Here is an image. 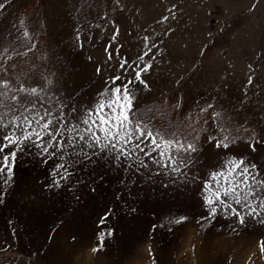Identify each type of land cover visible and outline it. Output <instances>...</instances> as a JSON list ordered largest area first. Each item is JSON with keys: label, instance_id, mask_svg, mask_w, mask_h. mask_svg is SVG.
<instances>
[{"label": "rangeland", "instance_id": "rangeland-1", "mask_svg": "<svg viewBox=\"0 0 264 264\" xmlns=\"http://www.w3.org/2000/svg\"><path fill=\"white\" fill-rule=\"evenodd\" d=\"M0 4V80L10 82L9 96L35 100L37 108L63 105L76 120L117 74L116 49L135 60L148 37L151 68L142 75L146 86L134 85L133 111L167 104L180 124L173 134L197 147L183 154L191 163L182 177L146 157L148 167L137 170L104 157L61 161L58 154L45 163L35 148L20 155L0 204V264H264L259 218L243 225L220 214L201 219L208 216L202 181L224 157L243 156L264 177V0ZM21 85L42 89V101L20 93ZM226 134L236 137L228 149L209 139ZM61 162L70 175L48 188ZM105 214L103 229L112 235L99 247Z\"/></svg>", "mask_w": 264, "mask_h": 264}, {"label": "snow or ice", "instance_id": "snow-or-ice-1", "mask_svg": "<svg viewBox=\"0 0 264 264\" xmlns=\"http://www.w3.org/2000/svg\"><path fill=\"white\" fill-rule=\"evenodd\" d=\"M3 7L0 4V9ZM23 35L29 37L27 31ZM143 39L145 50L135 60L129 61L127 57L120 56V49H116L115 56L119 60L117 74L106 81L105 88L97 94L93 105L85 109L76 120L66 118L63 105L45 107L42 102L40 108H37L35 100L22 101L19 95L9 96V91H13L10 82L0 80V204L4 202L7 187L14 182V170L19 156L31 153L33 148L37 149L36 155L45 158V163L58 154L61 161L66 156L79 157L89 162H92L93 157H104L121 163L127 161L129 167L135 165L139 170L148 167L144 159L146 157L165 174L170 172L178 177L185 175L182 169L191 161L186 162L183 154L195 153L196 145L155 128L148 118L133 111L136 98L134 85L145 84L142 75L151 68L150 61L145 58L149 57L155 47H149L148 37ZM77 40H80L79 35ZM110 48L111 44L105 49L109 61L113 59ZM2 67L3 64H0ZM42 91L35 87L25 88L23 85L19 88L20 93L41 101ZM214 116L218 117L219 113ZM226 131L221 128L222 133ZM209 139L215 142L217 148L228 149L236 137L230 139L226 134L222 139ZM249 147L255 151V143L250 142ZM69 175L64 162L54 164L49 172L51 179L46 186L59 188ZM202 185L201 196L208 216L201 219L212 220L220 214L225 218H236L240 225L245 223L247 217L259 218L258 222L264 223V177H261L255 163H249L243 156H226L215 169L209 171ZM184 219L181 217L176 222ZM106 221L107 214L99 221L102 228L97 234L99 247L103 246L106 236L112 235L111 230L103 229ZM99 247L93 251H98ZM261 251L264 252V242L261 243Z\"/></svg>", "mask_w": 264, "mask_h": 264}, {"label": "trees", "instance_id": "trees-1", "mask_svg": "<svg viewBox=\"0 0 264 264\" xmlns=\"http://www.w3.org/2000/svg\"><path fill=\"white\" fill-rule=\"evenodd\" d=\"M137 111L148 118L149 123L161 131L173 134L174 131L180 129L179 120L173 116V112L167 104L153 102Z\"/></svg>", "mask_w": 264, "mask_h": 264}]
</instances>
